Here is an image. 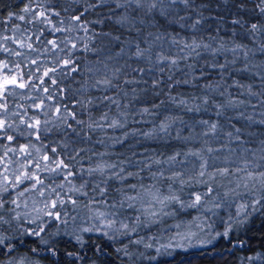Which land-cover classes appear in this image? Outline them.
Returning <instances> with one entry per match:
<instances>
[{"label": "snow or ice", "instance_id": "obj_1", "mask_svg": "<svg viewBox=\"0 0 264 264\" xmlns=\"http://www.w3.org/2000/svg\"><path fill=\"white\" fill-rule=\"evenodd\" d=\"M16 7L18 11L0 20V25H10L6 31L11 32L0 33V264H41L50 257L55 264H96L88 252L99 259L111 255L109 248L121 264H138L171 255L169 250L184 248L183 242L207 248L225 240L233 248L245 247V241L233 237L250 215L264 211V139L254 140L245 127L264 126V112L258 120L245 111L226 116L250 103L231 96L229 88L245 86L237 80L228 84L227 79L240 72L264 82V61H256L264 57V0H238L234 5L231 46L220 36L209 37L207 43L196 38L209 19L219 26L224 23L222 16L206 17L209 6L197 0H21ZM160 20L190 29L192 39L147 31L159 28ZM109 21L126 29L132 39L122 41L121 36L95 30V25ZM101 36L109 38L108 43L97 46ZM237 36L249 39L252 46L235 43ZM113 41L118 52L110 46ZM84 54H93L95 60ZM121 57L134 58L146 67L118 66ZM238 63L243 67H236ZM165 69L168 74L162 77ZM129 73L141 75L129 79ZM212 74L218 77L214 82ZM77 75L83 83L69 104L65 101L71 84L63 82ZM145 75H152L157 98L166 94L172 106L186 113L207 114L214 109L231 130L225 131L219 120L204 118L189 125L180 115L160 111L164 100L135 110L141 118L153 119L150 130H128L131 100L121 105L120 97L127 98L129 92L120 78L125 77L123 85H146ZM180 86L197 88L200 95L187 99L172 95L171 90ZM92 89L112 90L116 95L93 98L88 95ZM240 94L256 98L264 108V100L259 99L264 90L253 91L249 85ZM137 98L133 88L132 99ZM97 100L109 109L98 118L92 115ZM112 106L117 109L114 116L109 114ZM84 115L87 119L81 118ZM233 120L245 125L237 127ZM197 124L200 132L183 135ZM109 129L124 131L113 137L107 135ZM97 132L104 136L94 141L92 134ZM130 137L137 138L130 150L142 142L140 138L185 145L198 140L200 147L167 156L155 150H131V155L115 161L109 159L110 152L95 150V145L123 146ZM80 144L93 147H77ZM217 222L223 231L216 230ZM152 229L172 234L168 243L155 248L157 256L132 251L153 248L141 236Z\"/></svg>", "mask_w": 264, "mask_h": 264}, {"label": "rangeland", "instance_id": "obj_2", "mask_svg": "<svg viewBox=\"0 0 264 264\" xmlns=\"http://www.w3.org/2000/svg\"><path fill=\"white\" fill-rule=\"evenodd\" d=\"M21 0H0V20H3L8 12L11 11H18V8L16 5L20 4ZM197 3H204L208 5V9H206L208 12L211 13L212 17L215 16H222L224 18V23L222 26H219L218 23L211 19L212 26L210 29H201L197 34L199 36H204L207 34H211L214 31H217L216 29L218 26L223 30L225 33H231V30L233 26L230 23L231 18L234 17L237 9L234 7L236 3H238V0H228V3H223V0H197ZM106 12V10H104ZM95 16H90L89 19H95ZM245 20L249 22H256L254 17H245ZM20 23V22H16ZM23 26V25H22ZM10 25H0V33L4 35H11L10 31H6ZM95 30L97 32L106 31L110 32L113 36H122L127 31L126 29L121 28L118 25L112 24L111 21L107 22L104 25H95ZM171 29L170 26H168L163 20H160L159 22V28L151 27L147 30L152 31H160V30H168ZM239 31V29H237ZM240 40L244 44H248L249 47H251V41L243 36H238ZM108 39L106 37H99L97 40V46H99V43L103 41L105 44L108 43ZM113 49V52H118L119 47L116 45L115 41L112 42L110 45ZM86 56H94L93 54H84ZM223 57H219L218 59L221 60ZM257 62L264 61V57L258 56L256 58ZM125 63L131 65V66H146L143 62H137L135 59H127L125 57H121L118 59V66L124 65ZM168 70L165 69V72L163 75L167 76ZM82 83L81 80H77L76 78L69 79L63 82L64 85L71 84V89L68 93V100L65 101L66 103L71 104L72 98H73V92L75 89H77L80 84ZM20 103H23L24 101H17ZM10 104L14 103V101L10 100ZM145 121V120H144ZM143 123V122H142ZM142 123L139 124H130L128 127V130H131L133 128H139L142 126ZM199 130V128H198ZM201 130V128H200ZM262 131V129H259ZM23 143L24 141L21 139L20 141ZM171 146H176L179 144V141L173 140L172 143H170ZM170 144H166V146H170ZM77 147H88L92 148V144H80L77 145ZM96 151H101V148L97 145H95ZM110 160L115 161L114 155L111 154ZM87 166V165H86ZM193 215L196 213L193 212ZM223 215V213H222ZM225 219L227 217L225 216ZM217 230L223 231V227L219 225V222H217ZM171 233L163 234L158 233L156 229H152L151 231L141 232V236H144L146 243H153V248L145 250L142 246L140 247H133L132 251H142L145 252L147 257L157 256L155 248L159 246L160 243H168L169 242V236H171ZM158 237L157 241L149 240L148 237ZM137 238V237H133ZM234 240L240 239L246 242V246L243 248H233L231 247L227 241L225 240H218L214 246L210 245L207 248H200V247H189L187 245V242H183L185 244L184 248H173L169 251L171 252V255H164V256H157L155 260H149L144 259L142 261H139L138 264H264V211L259 213H253L250 215L246 222L237 230L236 235L233 237ZM126 242V241H125ZM173 243H176L173 241ZM228 244V245H227ZM216 247V248H215ZM224 249V250H223ZM227 249V250H226ZM63 250V249H62ZM192 251L190 255H187V251ZM108 251L111 253L109 256L100 257L99 259H96L94 254L92 252H88V258L90 260H96V264H121V258L117 257V254H115L114 250L112 248H109ZM228 251V252H227ZM226 252L227 254H231V258L229 260L226 258ZM260 256V260H253L249 261L247 257H256ZM188 256V257H187ZM228 257V256H227ZM186 258V260L184 259ZM226 261V262H224ZM41 264H55V258H48L42 260ZM61 264H64L63 261H61ZM126 264V262H125Z\"/></svg>", "mask_w": 264, "mask_h": 264}, {"label": "trees", "instance_id": "obj_3", "mask_svg": "<svg viewBox=\"0 0 264 264\" xmlns=\"http://www.w3.org/2000/svg\"><path fill=\"white\" fill-rule=\"evenodd\" d=\"M181 14H183V13H181ZM204 15L206 17H212L211 13L208 12L207 10L204 11ZM211 26H212V21H211V19H209L203 25V27L201 29H203V30L210 29ZM147 31L156 32V31H152V30H147ZM160 32H171L173 35H175L176 33H179V35L182 38L187 39L189 41L192 39V36H193L192 31L190 29H180L177 26H171V29L160 30ZM211 36L222 37L225 41L230 42L229 46H231V43L233 42V38L231 36V33H225V32H223V30H220L219 32L214 31L211 34H207L204 36H199L198 34H196V38L202 39L205 43L208 42V38ZM121 39H122V41H127L129 39H132V36H130L128 31H126ZM234 42L235 43H243L238 36L235 37ZM141 46L143 47L144 45H141ZM164 48L168 49L167 43L164 44ZM156 50L159 51V49H156ZM172 52L174 54L175 49H173ZM87 59L94 61L95 56H89V57L87 56ZM228 59H231L230 53L228 54ZM220 62L223 63L224 58H221ZM201 63H203V61H201ZM120 66H123V65H120ZM132 67H146V66H132ZM184 67H185V65L182 62L181 68L183 69ZM236 67H238V68L243 67V65L238 63L236 65ZM140 75L141 74H139V73H129L127 78L130 79L133 76H135L137 79H139ZM160 75L162 77H166L163 74H160ZM176 76H177V78H179L180 73L177 72ZM75 78L77 80H81L83 83V77L82 76L77 75ZM124 78H125L124 76H121V78H120L121 86L124 87L129 92V96L127 98L121 96L120 101H121V105L123 106L124 104L128 103L129 100H131V104H129L130 114H129L128 127L130 126V124L134 123L133 120L139 121V120L143 119L147 122H143L142 126L139 128L143 131L150 130L153 127V119L151 117H148V116L141 118L139 115H137L135 110L142 108V107L151 108L153 103H159L161 100H164L165 101L164 109H161L160 111L169 110L170 113L173 115H180V116H182V118L185 121H187V123L189 125H192L194 123V121L199 120L200 118H204V119H210V120H219V122L224 125L225 131L231 130L228 127L227 123L225 122L224 118H217L215 116L214 109H211L209 111V113H207V114H205V113H186V112H182L179 109L172 106L170 104V102H168L166 94H161L158 98L156 96H154L153 95L154 90L151 87L152 78H153L152 75H145L144 76V79L148 81V83L146 85L143 83L137 84V85H132V86L123 85L122 81ZM211 79L214 82L215 80L218 79V77L215 74H212ZM233 80L239 81L240 84L245 86V89L247 86L251 85L253 91L260 92V91L264 90V86H262V85H264V82H262L260 77H258V76H253V75L248 74V73L235 72L231 76L228 77L227 83L232 84ZM161 87H164V86L162 85ZM133 88H135L136 94L138 97L135 100L132 99V89ZM144 89H146V91H144ZM245 89H238L235 86L228 89V92L231 94V96L233 98L243 99L246 101V103H248V101L250 99V103L248 104V107L245 109H240V110H236V111L229 110L228 112H226V116L235 117L238 114V111H245L246 113L254 114V118L258 120V119H260L259 113L264 112V108L260 107V104L256 98H249L246 95H241L240 93L242 91H244ZM168 92H169V89L164 87V93H168ZM105 94L110 95V96H115L116 92L109 90L107 93H105L103 90H100V89H92L88 93V95L93 97V98L103 97ZM171 94L172 95L180 94L185 99L189 98L191 95H200L197 88H192V87H188V86L176 87L175 89L171 90ZM217 99L220 100L222 98L218 97ZM259 99L264 100V96H261ZM97 104H98V107L93 109L92 115L98 118L104 111H109V109L106 107V102L102 104V103H99V101L97 100ZM251 105H256V107L253 108ZM116 111H117V109L115 108V106H112L109 114L114 116L116 114ZM81 118L87 119V115H84ZM160 119H161L160 117H157L155 120V123H159ZM232 122L236 123L237 127H242L245 125V121L236 122L235 120H233ZM134 124H137V123H134ZM198 128H199V130H198ZM200 128H201V126L198 124L195 125V127L193 129L186 128L185 131L183 132V135H188L189 131H193V132L198 133L201 131ZM259 129H262V131H260ZM123 131L124 130H122V129H117V130L109 129L107 131V135L113 136V137L120 136V135H122ZM245 133H252L253 139L256 141H258L259 139H264V126L251 125V126L245 127ZM92 135H93V140L95 141L96 139L102 138L104 136V133L97 132V133L92 134ZM136 139L137 138H131L130 137L125 145H123V146L119 145V144L112 145L107 149H105L104 146H101V145H97V146H99L102 151H108L112 155H114V157L116 158L115 160L122 158L123 155H131V150H134L137 152H143L145 149H148L149 152L155 150L157 153H163L164 156H167V155L173 154L175 151H178V150H187L188 148H192L193 150H195L196 148L200 147V142L198 140L191 141L187 145H185L184 143L179 141L178 145L171 146L170 143H172L173 140H171V141H166V140L143 141V138H140L142 142L140 144H136L135 147L130 150L129 145L134 144ZM245 139H248L247 135L245 136ZM166 144H170V146H166ZM164 156H162L161 159H163ZM216 230H217V228H216ZM207 249H209V247ZM192 251H190V250L187 251V255H190ZM227 252H226V258L225 259L229 260V258H231V255L233 253L231 252V254H227ZM184 259L186 260V258H184ZM224 262H226V261H224Z\"/></svg>", "mask_w": 264, "mask_h": 264}]
</instances>
